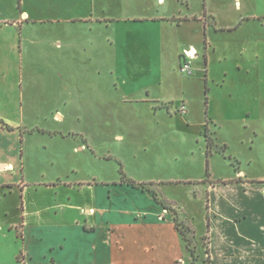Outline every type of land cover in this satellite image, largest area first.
<instances>
[{"label":"rangeland","instance_id":"rangeland-1","mask_svg":"<svg viewBox=\"0 0 264 264\" xmlns=\"http://www.w3.org/2000/svg\"><path fill=\"white\" fill-rule=\"evenodd\" d=\"M0 2V11L9 10V0ZM107 2V22L95 24L93 33L80 31L77 48L64 43L62 50L57 49L54 27L42 25L37 29L46 32L31 36V42L23 40V63L21 43L1 49L0 111L20 122L23 104L27 124H57L75 134L86 133L108 158L94 161L93 170L88 168L84 175L104 172L113 181L119 179L122 167L133 182L150 186L157 198L151 201L160 209L179 212V228L195 244L192 248L204 254L206 206L203 192L199 196L195 187L208 179L210 159L203 135L178 111L182 105L189 109L191 125L216 119L218 127L210 128L228 142L231 153L245 157L253 147V154L264 157V133L256 136L254 132L264 128V20L252 19L264 17V0H166L165 5L160 0ZM145 15L190 21L171 27L130 20ZM194 16L203 21H194ZM243 18L250 21L241 27ZM229 28L238 30L223 31ZM206 38L217 49L211 55L209 80L204 77L202 54L192 61L193 75L184 77L177 48L194 43L203 49ZM0 45L8 47L3 41ZM148 96L150 103L143 102ZM37 110L43 111L39 117ZM55 115L61 116L58 122ZM50 142L41 137L32 144L41 157H48L52 151H43L41 144ZM211 165L214 171L209 164L208 173L215 176L231 171L229 162L219 157ZM243 167L250 173L261 171L246 162ZM137 201L144 207L149 203L143 197ZM160 213L165 214L163 209ZM158 220L162 225L157 227L118 231L114 264H191L184 238L168 220ZM25 253V243L15 231L0 237V264H14L11 257Z\"/></svg>","mask_w":264,"mask_h":264},{"label":"crops","instance_id":"crops-1","mask_svg":"<svg viewBox=\"0 0 264 264\" xmlns=\"http://www.w3.org/2000/svg\"><path fill=\"white\" fill-rule=\"evenodd\" d=\"M160 1L166 4V0ZM108 5L107 0H9V10L0 11V41L8 47L1 48L0 45V52L1 49L4 52L5 48H14L21 43L20 58L23 63V40L31 42V36H38L41 31H45L38 30L42 25L54 27L53 43L57 49L62 50L64 43L77 48L80 31L93 33L95 24L100 26L107 22L105 14ZM195 17L194 21H203ZM204 17H207L206 13ZM262 18L258 16L252 19L264 20ZM130 20L171 27H181L184 22L190 21L167 15H145ZM246 21H250V18H243L239 26L242 27ZM227 30L235 32L238 28L223 29ZM197 46L189 43L188 46L177 48L180 67L183 52L192 47L198 53L195 59L203 55L204 77L209 80L211 55L217 49L213 47L212 40L207 38L203 49ZM238 69H242L241 64H238ZM33 75V72L29 75L32 80ZM149 98L142 101L150 103ZM153 100L161 102L159 99ZM19 111L23 117L20 122L5 117L0 111V206L3 209L0 214V237L4 238L9 232L15 231L26 247L24 255L11 257L14 264H21L20 259H23L22 264H114L117 232L135 226L157 227L162 225L158 224V218L161 221L168 220L180 234L176 227V219L179 227L182 223L179 212L164 207L160 209L153 202L157 198L149 185H130L127 182L132 180L125 172L124 178L120 171L119 179L113 181L104 172L84 175L88 168L93 170L94 161L103 162L108 158L98 151L86 133L75 134L57 124L48 127L36 121L27 124L23 104ZM35 112H38V117L43 113L41 110ZM178 114L186 115L185 122L203 135L205 155L210 159L205 176L208 179H202L195 187L197 192H201L199 196L203 192L205 201L207 232L204 238L209 239V254L206 255L205 250L202 254L194 246L196 264H206L207 257L210 264H264V157L253 154V147L250 148L251 154L245 157L231 153L228 142L220 139L217 131L210 128L218 127L216 119L191 125L188 108L185 114L180 111ZM60 118V115H55V122ZM1 121L10 129L5 128ZM254 132L258 136L264 133V128L254 129ZM207 135L214 147L209 156ZM41 137L53 141L41 144L43 151H52L48 157H41L40 151L32 144L33 139ZM214 157L229 162L231 171L218 176L209 174V164L212 166ZM245 162L256 165L260 173L247 171L243 167ZM215 165L214 168L220 171L218 163ZM80 170L82 174H79ZM211 170L214 171L213 166ZM141 197L149 201L145 207L137 203ZM162 209L165 212L163 216L159 215ZM188 229L195 237L193 227L189 225ZM184 243L187 248L185 240ZM187 251L191 255L188 248ZM192 260L191 255V264Z\"/></svg>","mask_w":264,"mask_h":264},{"label":"trees","instance_id":"trees-1","mask_svg":"<svg viewBox=\"0 0 264 264\" xmlns=\"http://www.w3.org/2000/svg\"><path fill=\"white\" fill-rule=\"evenodd\" d=\"M1 123L3 124V126L5 128L10 129V127L6 123H4L3 121H1ZM207 142H208L207 155L209 156L214 147H213V142L209 138L208 135H207ZM120 173L125 178L124 171H123V168L122 167L120 169ZM127 183H129L130 185H133V186H137V184L135 182H132V181H129ZM176 227L179 230V232L182 235V237L184 238V240L186 241L187 248L191 251V255H192V258H193L192 264H196V262H197V256H195L196 250L192 248V246H193L192 241L190 239H188V237L186 236V234L184 233V231H181V229L179 228V224L177 222V219H176ZM203 242H204V246H205L206 255H208L209 254V246H208L209 245V239H208V237L204 238L203 239ZM205 262H206V264H210V260H209L208 257H207V259H206Z\"/></svg>","mask_w":264,"mask_h":264},{"label":"built area","instance_id":"built-area-1","mask_svg":"<svg viewBox=\"0 0 264 264\" xmlns=\"http://www.w3.org/2000/svg\"><path fill=\"white\" fill-rule=\"evenodd\" d=\"M197 50L194 48H190L188 50H185L183 52L182 58H183V63L180 67V71L184 76H190L192 75L193 72V67H192V61L197 57ZM179 111L183 114L186 112V106L182 105L179 108Z\"/></svg>","mask_w":264,"mask_h":264}]
</instances>
